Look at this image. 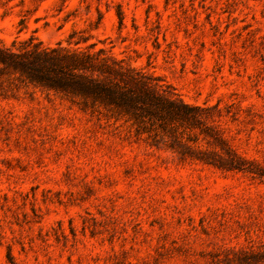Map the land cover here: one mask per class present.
I'll list each match as a JSON object with an SVG mask.
<instances>
[{"label": "rangeland", "instance_id": "rangeland-1", "mask_svg": "<svg viewBox=\"0 0 264 264\" xmlns=\"http://www.w3.org/2000/svg\"><path fill=\"white\" fill-rule=\"evenodd\" d=\"M17 36L157 76L254 172L22 89L0 97V264H264V0H0V39Z\"/></svg>", "mask_w": 264, "mask_h": 264}, {"label": "trees", "instance_id": "trees-1", "mask_svg": "<svg viewBox=\"0 0 264 264\" xmlns=\"http://www.w3.org/2000/svg\"><path fill=\"white\" fill-rule=\"evenodd\" d=\"M79 31L74 29L70 36ZM81 38L75 41L79 44ZM38 88L67 99L80 110L114 123L123 121L149 144L178 151L222 170L254 172L248 159L235 151L213 127L202 121L210 108L193 105L174 93L161 79L132 67L96 43L50 46L34 36L0 39V97H17L22 89ZM189 130L204 135L215 146L208 157L185 137Z\"/></svg>", "mask_w": 264, "mask_h": 264}]
</instances>
